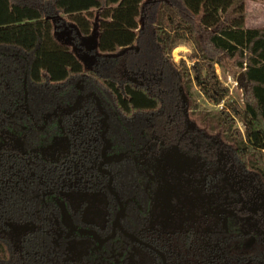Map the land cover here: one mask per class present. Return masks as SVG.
I'll return each instance as SVG.
<instances>
[{
  "label": "trees",
  "instance_id": "1",
  "mask_svg": "<svg viewBox=\"0 0 264 264\" xmlns=\"http://www.w3.org/2000/svg\"><path fill=\"white\" fill-rule=\"evenodd\" d=\"M245 2L0 0V130L18 131L28 143L30 135H46L50 123L43 131L34 128L44 114L70 106L78 94H95L109 114L112 152L145 151L149 146L158 157L176 147L216 169L212 208L175 215L173 223L181 220V226L165 227L151 219L158 182L131 159L109 166L114 175L117 171L113 186L120 198L135 200L121 220L125 230L162 251L166 264H264V29L246 28ZM95 19L98 55L86 67L56 33L70 23L77 31L70 36L77 43L91 34ZM182 40L194 46L190 67L170 58ZM224 60L242 73V107L217 80L215 65ZM24 83L33 120L21 108ZM193 83L205 100L223 105L215 118L196 114ZM84 110L89 112L82 123L87 136L98 137L100 115L94 103L86 100ZM190 110L203 127L192 125ZM235 118L243 132L235 128ZM91 142L98 160L99 146ZM22 168L17 163L8 167L0 158V264L161 263L156 253L121 233L93 252L91 239L76 234L84 240L77 259L58 234L59 226L63 228L56 222L59 209L48 195L63 185L64 175L44 174L40 182L36 173L29 177ZM171 181L178 185L184 180L178 175ZM201 194L205 201V189ZM108 199L106 224L97 229L102 236L109 233L117 208ZM29 222L35 230L20 235L12 231Z\"/></svg>",
  "mask_w": 264,
  "mask_h": 264
},
{
  "label": "flooded vegetation",
  "instance_id": "2",
  "mask_svg": "<svg viewBox=\"0 0 264 264\" xmlns=\"http://www.w3.org/2000/svg\"><path fill=\"white\" fill-rule=\"evenodd\" d=\"M23 88L24 103L23 105H21V108L26 115L30 116L27 105V92L25 83L23 85ZM77 88L80 89L79 84H77ZM90 95H93L100 104L99 99L93 93L78 94L74 102L70 106L65 108L57 107L52 112L46 113L42 116V124L36 125L34 123V128L37 131H43L48 123H50V127L47 130L46 135L44 136L40 137V135H30L28 143L25 142V136L23 134H20V132L18 131L11 132L8 129L0 130V158L4 161L6 166L8 165V167L12 168L13 165L17 163L20 167H23L22 172L23 169L29 171V177H33L32 175H35L36 173L37 175H35L34 178L40 182L43 180L42 177L44 174L48 175L49 173L60 172L64 175L62 177L63 185H61L55 193L48 192V195L59 209L60 216L59 219H56V222H60L63 228L59 226L58 234L63 235L66 238L65 242L68 249L74 253V256L77 259H79V255L83 251V249L79 248L78 246L83 245L84 240L83 238L76 237V234L81 236H88L91 239V241L93 242V245L90 248L91 252L101 249L102 246L107 241L113 239L117 233H121L123 236H125L119 230V228L116 227L114 235L105 240L101 246H98L97 242L93 239L92 236L81 234L78 231L79 229H91L94 230L102 239L110 236L112 233L115 216L120 209L119 202L122 203V207L124 208V215L119 219V224L125 230L121 223V220L126 214L127 205L130 202L135 203V200L133 198H129L127 200H122L120 198L118 192L113 186L114 177L117 171H115L114 175L109 168V166L111 165H119L123 161L131 159L136 163L139 162V164L143 166L147 176L151 181L154 182L156 180L158 182L153 195V206L151 208L152 223L160 222L165 227H180L182 222L179 218L178 219L180 220V222H178V224L173 223V217L175 215H181L185 214L186 212L196 211L198 207L203 208L205 212H208L210 208H212L214 204L210 196L214 194L215 191H212L211 189L212 187L214 188L216 184V169L213 168V165H210V167L208 168L207 163L199 161V159L196 157L179 153L176 147L167 149L158 157L150 151L149 146L145 148V151H143V149L137 152H132L131 150L125 152H112L111 142L107 138V133L109 130V114H107L103 110L101 104V111H99L95 98ZM79 97L82 98L81 107L70 114L63 115L62 111L73 107ZM86 100H91L94 103L96 111L100 115L98 119L99 127L97 129L98 137H96L94 133L90 136H87V128L82 125L83 119L89 115V112L87 110H84V102ZM76 107L78 106L76 105ZM105 116H107V119L105 122H103ZM30 118L33 120V117L30 116ZM7 122L14 123L10 119H7ZM192 125L198 127L194 123H192ZM20 128L25 129L22 126ZM92 140H94L97 143V146H99L98 160L97 154L95 153L94 144H92L91 142ZM172 149L181 157H184L189 161L193 160L194 162H196V165H188L189 167H192H190V169L187 171L182 169L180 171H176L175 169H173L169 171V174H163V172H161L160 170V166L163 163V157ZM104 150L105 158H110L113 156L124 157L119 161L112 160L110 162H105L103 158ZM82 157L86 158V160H84ZM205 167V174H202ZM209 170L210 172L207 173ZM11 172L14 174L12 170ZM97 174L104 177L105 182H102L101 178L98 177ZM178 175L183 176V184L179 183L178 185H174L171 180L176 178ZM26 178L24 177L22 181H24V179L26 180ZM240 181L241 180L238 179L236 180V182ZM9 182L12 183V180H9ZM165 183H168L171 186V189L173 190L175 196L186 197L185 201L178 204L181 210H173L171 208L170 211L169 209H167L169 212H164L162 210L163 208H161L159 204H156V196L160 189L165 185ZM64 185L66 186V188L63 187ZM191 187L193 188L189 190V188ZM238 187L240 189L245 188L243 184H239ZM203 189H205L206 194L205 201L204 199H202L201 194ZM207 189H209L210 191H207ZM112 192L114 194H112ZM109 196L114 200L117 208L111 221L109 233L102 236L97 231V229L104 227L106 224V214L109 207ZM175 196L171 197L173 203H176ZM187 199L190 202H194L192 207L190 206V202L186 201ZM43 202L44 199L42 200V203ZM217 208L220 207L214 206V209ZM63 210L66 213L65 219L62 215ZM256 210L257 207L253 206L252 211L256 212ZM68 219L69 224L66 225L64 221H68ZM225 221L226 220L223 215L222 223L224 227H226ZM85 224L88 225V227H85ZM23 225L33 226V229L28 231H33L36 228V226L30 222ZM18 226H14L12 228V231L15 234L20 235L28 232H16L14 229ZM131 234L135 235L134 233ZM139 240L149 244L151 248L129 239L130 242L145 246L156 254L157 252L155 250L160 251L153 247L150 243L145 242L141 239ZM159 258L161 261L160 264H162L161 257L159 256Z\"/></svg>",
  "mask_w": 264,
  "mask_h": 264
},
{
  "label": "rangeland",
  "instance_id": "3",
  "mask_svg": "<svg viewBox=\"0 0 264 264\" xmlns=\"http://www.w3.org/2000/svg\"><path fill=\"white\" fill-rule=\"evenodd\" d=\"M254 1V2H252ZM260 4V6L256 7V4ZM249 6L251 8H260V11H264V0H249ZM71 32L77 33L76 28L72 24H64L62 29H59L56 33V36L66 42L70 45L71 49L74 51V53L77 55L79 59L84 63L86 67H89L93 61L96 55H98L97 51V28H96V19L93 21L92 25V31L91 34L88 37H80L79 41L73 42L72 38L70 36ZM194 52V46L192 43L188 41H179L176 46L172 49L170 53L171 60L178 65L181 61L185 62L187 67H190L192 65V62L190 60V56ZM222 65H215V73L218 82L226 87L229 91V97L239 106L242 107L244 103V99L246 96V87L241 82V75L242 73L238 70H236L233 67L232 62L228 60H224L222 62ZM192 97L195 102L197 113L198 112H204L209 113V115H213L218 113L220 110H222L223 105L221 106H214L209 101L205 100L203 96L199 92L198 86L193 83L192 85ZM189 113V120L192 121L196 126L203 127L201 119L199 115L192 116V114ZM208 115V116H209ZM233 115V114H232ZM234 116V115H233ZM235 128L238 129L240 132L244 131V127L241 124V122L235 118ZM196 165V162L189 161L188 159L181 157L177 152H175L173 149L170 150L164 157H163V163L160 166L161 172L163 174H169L170 170L175 169L176 171L182 170H189L190 167L188 165ZM166 165V166H165ZM167 167V168H166ZM184 168V169H183ZM175 196L173 190L171 189V186L168 183H165V185L160 189L156 196V204H159L162 210L168 211L167 209L172 208L173 210H181L178 206L180 202L185 201V196H175L176 203H173L171 200V197ZM188 201V199L186 200ZM190 202V201H188ZM194 204L193 201L190 202V206L192 207ZM168 211V212H169ZM76 247V246H75Z\"/></svg>",
  "mask_w": 264,
  "mask_h": 264
},
{
  "label": "water",
  "instance_id": "4",
  "mask_svg": "<svg viewBox=\"0 0 264 264\" xmlns=\"http://www.w3.org/2000/svg\"><path fill=\"white\" fill-rule=\"evenodd\" d=\"M90 96H93V95H90ZM93 97H94V96H93ZM94 98H95V97H94ZM81 100H82V98L79 97L78 100L76 101V103L74 104L73 107H71V108H69V109H67V110H63V111H62L63 115L70 114V113L74 112L75 110L79 109V108L81 107ZM95 100H96L97 108L99 109V111H101L100 104H99L98 100H97L96 98H95ZM76 105H77L78 107H76ZM106 119H107V116L104 117L103 122H105ZM104 152H105V150L103 151V158H104V161H105V162H110V161H112V160L119 161L120 159H122V158L124 157V156H113V157H110V158H105V157H104ZM109 188H110V184H109ZM112 194H114V193L112 192ZM117 200H118V199H117ZM119 208H120V209H119V211L117 212V214H116V216H115V220H114V222H113L112 233H111L110 236H108V237L102 239V238L99 237V235H98L94 230H91V229H79V230H78L79 233H81V234H87V235L92 236L93 239L97 242L98 246H101L102 243H103L105 240H107L108 238H110V237H112V236L114 235V233H115V228L118 227L119 230H120V231H121L126 237H128L131 241L138 242V243H140V244H143V245L148 246V247L151 248V246H150L149 244L140 241L135 235L126 232V231L122 228V226L119 224V219H120L121 217H123V215H124V208L122 207V203H120V202H119ZM62 215H63V218L65 219V217H66V213H65L64 210H63V212H62ZM64 222H65L66 225H68V224H69V219H68V221H64ZM31 229H33V226H30V225H23V226H18V227H16L14 230H15L16 232H18V233H22V232H25V231H28V230H31ZM155 251H156L157 254L161 257L162 264H165V256L163 255V253L160 252V251H157V250H155Z\"/></svg>",
  "mask_w": 264,
  "mask_h": 264
},
{
  "label": "crops",
  "instance_id": "5",
  "mask_svg": "<svg viewBox=\"0 0 264 264\" xmlns=\"http://www.w3.org/2000/svg\"><path fill=\"white\" fill-rule=\"evenodd\" d=\"M254 2V1H252ZM256 4V3H255ZM261 7L258 3L256 4ZM245 10L247 12V19L245 26L248 29H264V11H260V8H251L249 6V0L245 2Z\"/></svg>",
  "mask_w": 264,
  "mask_h": 264
}]
</instances>
